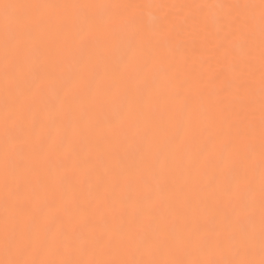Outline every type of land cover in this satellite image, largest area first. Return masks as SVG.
Here are the masks:
<instances>
[{
    "label": "snow or ice",
    "instance_id": "6c2138e0",
    "mask_svg": "<svg viewBox=\"0 0 264 264\" xmlns=\"http://www.w3.org/2000/svg\"><path fill=\"white\" fill-rule=\"evenodd\" d=\"M0 264H264V0H0Z\"/></svg>",
    "mask_w": 264,
    "mask_h": 264
},
{
    "label": "bare ground",
    "instance_id": "6f19581e",
    "mask_svg": "<svg viewBox=\"0 0 264 264\" xmlns=\"http://www.w3.org/2000/svg\"><path fill=\"white\" fill-rule=\"evenodd\" d=\"M145 2L171 3V4H195V3H234L246 2V0H145ZM258 2V0H257ZM194 9H176L178 15H188ZM222 23H209L201 26L194 36L184 34L182 39L183 49L186 52L184 60L186 66L181 65V72H188L200 77L202 87L214 99L224 101L222 107L225 115L235 118L240 113V109L230 103L229 93L223 91V80L225 74H230L228 64L224 63L219 55L221 40L223 37ZM219 36V38H218ZM259 73L257 72V86ZM243 119V115H239ZM256 120L259 121V106L256 108Z\"/></svg>",
    "mask_w": 264,
    "mask_h": 264
}]
</instances>
